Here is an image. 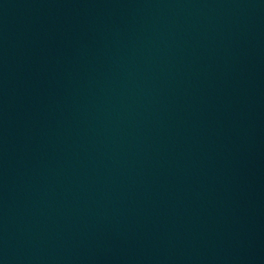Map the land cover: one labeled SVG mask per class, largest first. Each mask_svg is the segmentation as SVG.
<instances>
[{
  "label": "water",
  "instance_id": "water-1",
  "mask_svg": "<svg viewBox=\"0 0 264 264\" xmlns=\"http://www.w3.org/2000/svg\"><path fill=\"white\" fill-rule=\"evenodd\" d=\"M262 230L264 0H0V264Z\"/></svg>",
  "mask_w": 264,
  "mask_h": 264
}]
</instances>
